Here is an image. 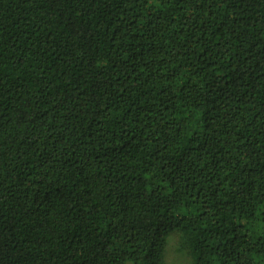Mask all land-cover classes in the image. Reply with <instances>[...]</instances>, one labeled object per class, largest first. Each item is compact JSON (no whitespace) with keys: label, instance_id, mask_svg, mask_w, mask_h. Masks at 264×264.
I'll use <instances>...</instances> for the list:
<instances>
[{"label":"trees","instance_id":"trees-1","mask_svg":"<svg viewBox=\"0 0 264 264\" xmlns=\"http://www.w3.org/2000/svg\"><path fill=\"white\" fill-rule=\"evenodd\" d=\"M264 264V0H0V264Z\"/></svg>","mask_w":264,"mask_h":264},{"label":"rangeland","instance_id":"rangeland-1","mask_svg":"<svg viewBox=\"0 0 264 264\" xmlns=\"http://www.w3.org/2000/svg\"><path fill=\"white\" fill-rule=\"evenodd\" d=\"M181 234L175 233L169 239V244L166 250L167 264H189L191 262V256L189 251L181 245ZM127 264H133L127 262Z\"/></svg>","mask_w":264,"mask_h":264}]
</instances>
